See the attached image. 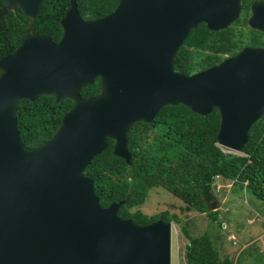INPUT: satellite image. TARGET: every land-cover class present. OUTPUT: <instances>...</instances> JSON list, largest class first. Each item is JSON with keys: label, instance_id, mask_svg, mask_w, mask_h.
Returning <instances> with one entry per match:
<instances>
[{"label": "water", "instance_id": "water-1", "mask_svg": "<svg viewBox=\"0 0 264 264\" xmlns=\"http://www.w3.org/2000/svg\"><path fill=\"white\" fill-rule=\"evenodd\" d=\"M41 2L3 0L0 17L18 6L31 20ZM260 6L249 23L264 30ZM239 9V0H119L104 16L85 19L69 0L57 41L26 29L0 57V264H171V221L120 217L123 200L102 206L82 172L108 138L112 153L130 162L128 129L167 104L202 115L217 108V144L243 151L264 113V47H244L190 74L173 67L191 29L202 22L225 28ZM97 77L100 93L80 97ZM44 94L73 105L51 138L30 148L15 109Z\"/></svg>", "mask_w": 264, "mask_h": 264}, {"label": "trees", "instance_id": "trees-1", "mask_svg": "<svg viewBox=\"0 0 264 264\" xmlns=\"http://www.w3.org/2000/svg\"><path fill=\"white\" fill-rule=\"evenodd\" d=\"M118 1L76 0L85 19L104 16ZM2 4L0 0V9ZM68 6L69 0H42L37 16L31 20L18 6L9 9L0 17V57L15 50L28 27L57 41L62 31L60 19ZM238 31L231 26L210 30L203 22L198 24L176 51L174 69L190 74L219 62L225 53L232 54L241 47ZM100 91L97 77L79 90V96L92 97ZM72 105L71 98L55 102L49 94L19 101L15 115L23 144L33 148L51 138ZM219 120L217 108L202 115L182 103L164 105L151 121H136L128 129L130 162L112 153L114 140L108 138L107 148L95 155L82 173L93 179L94 192L102 206L123 200L117 214L139 224L159 218L177 219L167 210L151 216L139 209L130 210L142 203L155 186L182 200L185 210L206 212L212 219L218 212L210 209L217 178L233 180L264 200V113L251 125L242 153L225 151L217 144ZM188 237L186 264H231L228 257L220 259L209 232Z\"/></svg>", "mask_w": 264, "mask_h": 264}, {"label": "rangeland", "instance_id": "rangeland-1", "mask_svg": "<svg viewBox=\"0 0 264 264\" xmlns=\"http://www.w3.org/2000/svg\"><path fill=\"white\" fill-rule=\"evenodd\" d=\"M251 32L252 29L243 30V33ZM212 192L210 205L214 202L217 206V219L206 212L185 210L182 200L160 186L150 188L146 199L130 210L139 209L148 216L158 215L163 210L176 215L177 219L171 220V264H186L188 234L198 236L206 231L221 260L228 257L231 264H264V200L233 180L217 178Z\"/></svg>", "mask_w": 264, "mask_h": 264}, {"label": "flooded vegetation", "instance_id": "flooded-vegetation-1", "mask_svg": "<svg viewBox=\"0 0 264 264\" xmlns=\"http://www.w3.org/2000/svg\"><path fill=\"white\" fill-rule=\"evenodd\" d=\"M259 3H264V0H239L240 9H239V15L238 17L230 23L228 26L234 27L235 29H238L237 39L240 40V43L242 44L239 49H237L232 54H224L225 57L234 55L238 51H240L244 47H264V30H261L255 26H252L249 23V18L252 14V8L253 5ZM258 24L259 26H264V6H260V10L258 13ZM252 29L251 34L250 33H243V30ZM247 36L250 37L248 39H245ZM224 57V58H225ZM222 60V59H221Z\"/></svg>", "mask_w": 264, "mask_h": 264}, {"label": "clouds", "instance_id": "clouds-1", "mask_svg": "<svg viewBox=\"0 0 264 264\" xmlns=\"http://www.w3.org/2000/svg\"><path fill=\"white\" fill-rule=\"evenodd\" d=\"M221 147V146H220ZM223 150L225 151H229V152H233L231 150H228L227 148H224V147H221ZM234 153H238V152H234ZM212 204V203H211ZM212 208H214L213 210H215V208H217V206L215 205L214 207H212V205H210V209L212 210ZM171 221V220H170ZM172 223V222H171ZM172 228H173V225H172Z\"/></svg>", "mask_w": 264, "mask_h": 264}]
</instances>
